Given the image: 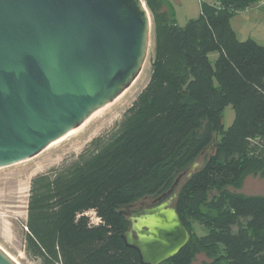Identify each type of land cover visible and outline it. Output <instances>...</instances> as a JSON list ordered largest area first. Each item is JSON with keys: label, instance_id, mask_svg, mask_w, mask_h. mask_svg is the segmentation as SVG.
<instances>
[{"label": "trees", "instance_id": "1", "mask_svg": "<svg viewBox=\"0 0 264 264\" xmlns=\"http://www.w3.org/2000/svg\"><path fill=\"white\" fill-rule=\"evenodd\" d=\"M258 1H203L200 16L180 25L169 0H145L155 34L151 77L111 132L73 162L33 177L28 258L142 264L122 238L130 225L122 211L169 191L204 160L175 201L191 239L161 264H192L200 251L212 259L207 264H264V196L228 190L264 172V46L239 40L232 27ZM228 105L235 118L225 128ZM194 224L203 235L193 234Z\"/></svg>", "mask_w": 264, "mask_h": 264}, {"label": "water", "instance_id": "2", "mask_svg": "<svg viewBox=\"0 0 264 264\" xmlns=\"http://www.w3.org/2000/svg\"><path fill=\"white\" fill-rule=\"evenodd\" d=\"M152 42L145 0H0V168L39 154L117 101L143 72ZM203 165L194 162L155 206L122 211L130 222L122 238L142 264H161L189 243L175 201ZM0 264L18 263L0 247Z\"/></svg>", "mask_w": 264, "mask_h": 264}, {"label": "rangeland", "instance_id": "3", "mask_svg": "<svg viewBox=\"0 0 264 264\" xmlns=\"http://www.w3.org/2000/svg\"><path fill=\"white\" fill-rule=\"evenodd\" d=\"M169 1L172 3L178 23L185 25L188 20L200 16L203 1L213 0ZM232 27L239 40L253 39L264 46V0H259L256 5L236 14L232 19ZM153 52L154 43L152 42L144 70L135 83L123 96L93 116L82 128L25 161L0 168V247L19 264H35L24 251L27 207L33 177L73 162L94 138L106 135L113 130L147 85L152 72ZM217 57V52L211 54L212 61H215ZM234 118L233 106L228 105L223 112L225 128L232 125ZM228 190L244 195L264 196V172L250 173L245 176L239 189L229 187ZM193 234L203 235L204 230L198 224H194ZM210 261L212 259L204 251H200L192 264H207Z\"/></svg>", "mask_w": 264, "mask_h": 264}, {"label": "flooded vegetation", "instance_id": "4", "mask_svg": "<svg viewBox=\"0 0 264 264\" xmlns=\"http://www.w3.org/2000/svg\"><path fill=\"white\" fill-rule=\"evenodd\" d=\"M159 202L157 203H154L153 202V199H150V200H145L144 201V204H142L141 202H139V204H136L132 207V210H138V209H141V208H149V207H153L155 206L156 204H158ZM130 226V225H129Z\"/></svg>", "mask_w": 264, "mask_h": 264}, {"label": "bare ground", "instance_id": "5", "mask_svg": "<svg viewBox=\"0 0 264 264\" xmlns=\"http://www.w3.org/2000/svg\"><path fill=\"white\" fill-rule=\"evenodd\" d=\"M94 116H95V115H94ZM91 118H92V117H91ZM91 118H90V119H91ZM90 119H89V120H90ZM89 120H88V121H89ZM88 121H87V122H88ZM87 122H86V123H87ZM86 123H84L82 126H84ZM82 126H81L80 128H82ZM80 128H79V129H80ZM79 129H78V130H79ZM1 248H2V247H1ZM2 249H3V248H2ZM3 250H4V249H3ZM4 251H5V250H4ZM11 257H12V256H11ZM12 258H13V257H12ZM13 259H14V258H13ZM14 261H16V260L14 259ZM16 262H17V261H16ZM17 263H18V262H17ZM18 264H19V263H18Z\"/></svg>", "mask_w": 264, "mask_h": 264}, {"label": "built area", "instance_id": "6", "mask_svg": "<svg viewBox=\"0 0 264 264\" xmlns=\"http://www.w3.org/2000/svg\"><path fill=\"white\" fill-rule=\"evenodd\" d=\"M99 220H100L99 218L95 217V222H97V221H99Z\"/></svg>", "mask_w": 264, "mask_h": 264}, {"label": "crops", "instance_id": "7", "mask_svg": "<svg viewBox=\"0 0 264 264\" xmlns=\"http://www.w3.org/2000/svg\"><path fill=\"white\" fill-rule=\"evenodd\" d=\"M215 0L211 1V2H214Z\"/></svg>", "mask_w": 264, "mask_h": 264}]
</instances>
